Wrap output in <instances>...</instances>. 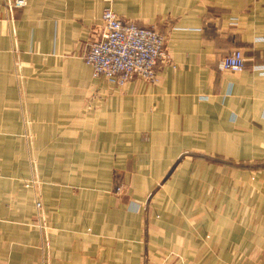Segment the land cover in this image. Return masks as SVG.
<instances>
[{"label": "crops", "instance_id": "0c3cea01", "mask_svg": "<svg viewBox=\"0 0 264 264\" xmlns=\"http://www.w3.org/2000/svg\"><path fill=\"white\" fill-rule=\"evenodd\" d=\"M12 2L0 0V142L37 141L44 161L19 168L25 145L0 169V264H264V182L191 179L200 158L264 157V0ZM108 7L165 36L155 82L93 77L83 55ZM235 49L245 69H220ZM71 150L80 165L56 166ZM184 154L197 161L173 175Z\"/></svg>", "mask_w": 264, "mask_h": 264}, {"label": "built area", "instance_id": "2783aa9c", "mask_svg": "<svg viewBox=\"0 0 264 264\" xmlns=\"http://www.w3.org/2000/svg\"><path fill=\"white\" fill-rule=\"evenodd\" d=\"M25 5L26 0H13L10 7ZM100 30L99 39L87 47L83 56L95 78H105L118 87L135 78L151 82L158 79L157 70L170 58L164 60L166 38L157 28L126 21L108 7L103 12ZM245 66L246 58L240 49L233 50L220 61V68L226 70L241 72Z\"/></svg>", "mask_w": 264, "mask_h": 264}, {"label": "rangeland", "instance_id": "374dc122", "mask_svg": "<svg viewBox=\"0 0 264 264\" xmlns=\"http://www.w3.org/2000/svg\"><path fill=\"white\" fill-rule=\"evenodd\" d=\"M165 46L167 49L168 47L166 45V42H165ZM230 52H232V51H230ZM226 55H227V53H226ZM226 55H224V56H226ZM168 58L171 59V53L167 49V56L164 60H167ZM223 58L224 57H222V59ZM170 59H169V61H165V62H170ZM162 60H163V57L161 58V61ZM219 68H220V63H219ZM91 69H92V67H91ZM220 69H222V68H220ZM254 69L257 71H264V66L263 65H257L256 67H254ZM222 70H226V69H222ZM228 71H230L232 73H239V71H232V70H228ZM92 75H93V69H92ZM97 79H99V78H97ZM103 79H105V78H103ZM105 80H107V79H105ZM107 82H108V80H107ZM149 82H151V81H149ZM108 83L111 85L110 82H108ZM23 128H24V131H23V137L24 138L25 137L26 138L31 137V139H32V137H36V133H33V135L31 134V136H30V134L28 132H25L26 128L25 127H23ZM1 129L2 128H0V131H1ZM25 145L27 146V151L25 149L26 155H27V160L24 163L20 162V165L18 167L19 168L28 167V163H29L30 167L32 169L34 168V170H36L35 168H37L38 165L41 166L44 160L39 158V156H36L37 153H36L35 149H37V141L32 142V140H31V141H25V143L24 142H0V156H2V160H0V169L9 168L11 165H13V162L15 160H17V158L12 159L11 157L18 155L21 147L25 148ZM66 145L73 146L74 143L68 142V143H66ZM13 149H15V150H13ZM70 153H71V155L68 157H74V158H71V159H67L68 157L58 158L60 161L57 160L56 166H60L65 170L66 169L65 165H67V166L75 165L76 167H77V165H80V159L77 158V151L74 152V150H71ZM200 159H201L200 163L203 167L200 169L201 170L200 174H194L192 176L191 179L194 181L203 177V179H199V180H209V181L222 180V181H227V182H229V181L230 182H239V180H241L240 177L242 175H244L243 177H246V179H243V180L253 181V182H255V181L256 182H259V181L264 182V157H261L258 159H253V158L248 159V158H235V157L215 155L213 157H205V158H200ZM81 160H83V159H81ZM83 161H84L83 166H86L87 161L86 160H83ZM195 161H197V160L195 158L191 157L190 154L182 155L178 159V165L180 164L181 166L179 167V169L177 171H175V173H173V175H175L179 171L180 172L178 173V176L183 175L181 173L183 168H181V167H184L185 163L195 162ZM247 172H248V174H247ZM244 173H246V174H244ZM67 174H68V172H66V175ZM1 176L7 177L10 175H5L4 173H2V174H0V177ZM71 176L73 177L74 175H71ZM76 177H77V175H76ZM184 177H185V175H184ZM66 181L72 184V191L74 192V195L77 197V180L66 179ZM13 182H16V180H13ZM72 182H75V183H72ZM23 183L25 184V186L27 188H32L34 191H36L38 186L41 188V185L43 184V180H41L40 177L37 178V177H35V175H33L32 177H29V179L24 180ZM116 184H117L116 193L119 196H124V194H126L128 191V181L119 177ZM93 192L98 193V194H103V191H100V190H96ZM93 192H91V193H93ZM37 194L38 195L36 196L35 208L37 210L36 211L37 214L40 213V215H42V209H41L42 197H41L39 192ZM74 202H75V200H74ZM76 214H77V211H76ZM36 225H43L44 227H46V224L42 220L38 221Z\"/></svg>", "mask_w": 264, "mask_h": 264}]
</instances>
